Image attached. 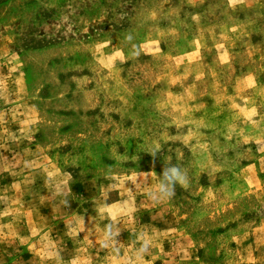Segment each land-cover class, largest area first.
I'll list each match as a JSON object with an SVG mask.
<instances>
[{
  "label": "rangeland",
  "instance_id": "obj_1",
  "mask_svg": "<svg viewBox=\"0 0 264 264\" xmlns=\"http://www.w3.org/2000/svg\"><path fill=\"white\" fill-rule=\"evenodd\" d=\"M0 264H264V0H0Z\"/></svg>",
  "mask_w": 264,
  "mask_h": 264
},
{
  "label": "clouds",
  "instance_id": "obj_2",
  "mask_svg": "<svg viewBox=\"0 0 264 264\" xmlns=\"http://www.w3.org/2000/svg\"><path fill=\"white\" fill-rule=\"evenodd\" d=\"M169 173L171 175H169ZM165 178L169 180V182H176L179 183L181 186H187V182L184 178V175L180 172V169L177 168L176 166H173L171 168H167L165 170ZM174 193H172L173 195Z\"/></svg>",
  "mask_w": 264,
  "mask_h": 264
}]
</instances>
